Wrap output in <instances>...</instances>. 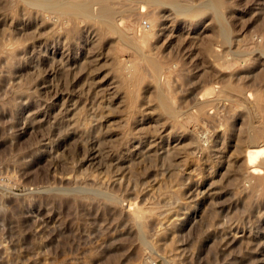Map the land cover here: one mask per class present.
<instances>
[{"label": "rangeland", "instance_id": "obj_1", "mask_svg": "<svg viewBox=\"0 0 264 264\" xmlns=\"http://www.w3.org/2000/svg\"><path fill=\"white\" fill-rule=\"evenodd\" d=\"M24 1L0 0V264H264V0H111V31Z\"/></svg>", "mask_w": 264, "mask_h": 264}, {"label": "bare ground", "instance_id": "obj_2", "mask_svg": "<svg viewBox=\"0 0 264 264\" xmlns=\"http://www.w3.org/2000/svg\"><path fill=\"white\" fill-rule=\"evenodd\" d=\"M110 1L111 0H26L24 1L25 4L29 7L32 8H42V10L47 11H52V12H61L64 13L65 15L69 17H73L77 20H87L90 18V12L88 10V3H95L97 4L100 9H99V18L104 25L103 27L106 28L107 31H111V19L112 17L116 14L115 11L110 7ZM144 1V0H140ZM146 1V0H145ZM152 5L153 4H162L165 3L171 7L176 8V4L174 3L173 0H149ZM23 2V1H22ZM134 2V1H133ZM135 3V2H134ZM179 7V6H178ZM198 7V5H197ZM208 7V6H207ZM210 8V5H209ZM212 8V6H211ZM210 8V9H211ZM31 9V8H30ZM121 10V9H120ZM180 10V9H179ZM215 10V9H214ZM169 11V10H168ZM185 11V10H184ZM186 12V11H185ZM56 15V14H55ZM97 15V14H96ZM52 16V15H51ZM98 16V15H97ZM53 17V16H52ZM114 18V17H113ZM56 21V18H51ZM92 20V19H91ZM94 21V20H93ZM88 22V21H87ZM113 25V24H112ZM101 26V24L99 25ZM161 26V25H160ZM102 27V26H101ZM153 28V27H152ZM106 33V32H105ZM224 34V33H223ZM106 35V34H105ZM131 87V85H130ZM128 98V97H127ZM130 99V98H129ZM160 99V97H159ZM157 99V100H159ZM164 100V99H163ZM161 102V101H160ZM161 109L165 111L167 108L163 103H160ZM166 113V112H164ZM168 112L167 114H169ZM129 114V113H128ZM260 132V131H259ZM261 134V133H260ZM257 135L256 137H258ZM250 145V144H249ZM263 154V151L258 149L255 151H249L248 152V158L250 163L256 162L260 156ZM247 158V157H246ZM248 161V160H247ZM117 201V200H116ZM111 203H114L113 200L110 201ZM139 235V234H138ZM140 237H141V232H140ZM142 238V237H141ZM152 264V263H151Z\"/></svg>", "mask_w": 264, "mask_h": 264}]
</instances>
